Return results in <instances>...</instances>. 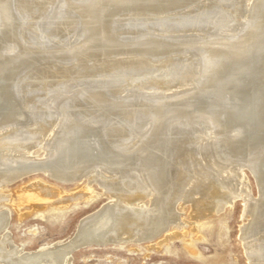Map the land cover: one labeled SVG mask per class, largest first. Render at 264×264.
I'll return each mask as SVG.
<instances>
[{
	"label": "bare ground",
	"instance_id": "6f19581e",
	"mask_svg": "<svg viewBox=\"0 0 264 264\" xmlns=\"http://www.w3.org/2000/svg\"><path fill=\"white\" fill-rule=\"evenodd\" d=\"M0 45V264H71L162 233L158 249L187 224L176 207L201 229L237 199L246 261L264 264V0H0ZM35 172L85 186L37 180L17 195L32 210L92 201L93 185L109 200L71 241L20 257L2 190Z\"/></svg>",
	"mask_w": 264,
	"mask_h": 264
},
{
	"label": "rangeland",
	"instance_id": "374dc122",
	"mask_svg": "<svg viewBox=\"0 0 264 264\" xmlns=\"http://www.w3.org/2000/svg\"><path fill=\"white\" fill-rule=\"evenodd\" d=\"M119 18L121 19L123 17ZM28 22L33 21L29 20ZM73 37L71 41L70 39L68 40V43L72 44L78 40L76 35H73ZM32 45L33 44H28L27 47L34 48L35 46L33 45L32 47ZM18 54L24 55L28 53L20 52ZM32 56L34 55L27 56V58L31 61ZM19 64L20 63H15L10 67H14L12 70H16L17 73L22 72L24 68L22 69L19 67ZM35 64L36 65H31L32 67L29 69L30 72L28 75L34 76L37 71L43 68L41 65H44L39 59H36ZM60 64L63 65L61 58L49 65L55 70L59 68L58 66L61 68ZM23 77L25 76L23 75L21 78ZM210 141L211 140H207L205 143ZM35 154L39 156L42 155V153L38 151H35ZM243 171L249 179L251 196H253V194H257L253 177L246 166ZM37 180H42L46 185H54L60 191L68 193L74 192L85 186V182L83 184V182H79L77 179L68 184H60L46 176L45 173L35 172L31 173V175L23 176L3 188L2 191L10 195L11 200L14 201L3 202V205H5L3 211L7 209L9 211L8 226L5 232L9 233L11 240L15 244H25L23 247L24 252L19 255L20 257L21 255L23 257L25 254H29L31 251L35 252L44 244L56 241H71L81 228L79 223L81 222L82 224L84 220L100 212L102 210L101 208H103L102 206L109 200L107 195L100 193L101 190L93 185L98 195L92 201H87L85 199L83 201V199H80L73 201V203L69 202L66 204L67 208L65 207L62 213L57 211L55 206H47V208H41L39 211L32 210L28 204L19 203L17 201V195L22 191V188L28 187ZM184 206V210L183 207H176L174 212L185 220L187 224L184 225L179 232L180 235L178 238L168 241L158 249L154 247L148 249V244L153 245L157 241L162 240V233L148 240L127 244L123 249L109 246L113 243H108L105 246L92 244L85 249L74 251L71 255V264H248L243 252V246L239 240V230L243 224L241 220L242 203L239 199L235 200L231 208L226 207L220 214L205 217L203 220H205V224L207 223V227L205 226L201 229H198L197 224L192 226L193 221L190 219L189 215L191 213L190 206L188 203ZM25 213L29 214L20 218V215ZM193 229L196 230L192 231ZM70 237L72 239H70ZM188 240L189 242H193L198 252L197 258L183 248V244L188 242ZM150 241L152 243H150Z\"/></svg>",
	"mask_w": 264,
	"mask_h": 264
}]
</instances>
